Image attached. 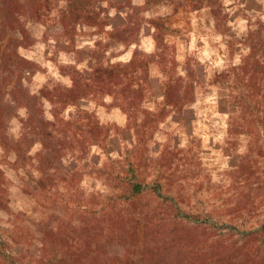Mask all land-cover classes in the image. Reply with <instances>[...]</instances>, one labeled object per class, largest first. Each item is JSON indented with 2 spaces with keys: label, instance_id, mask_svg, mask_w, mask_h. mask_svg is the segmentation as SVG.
I'll return each instance as SVG.
<instances>
[{
  "label": "rangeland",
  "instance_id": "1",
  "mask_svg": "<svg viewBox=\"0 0 264 264\" xmlns=\"http://www.w3.org/2000/svg\"><path fill=\"white\" fill-rule=\"evenodd\" d=\"M68 5L0 0V264H114L132 251L138 264H186L177 233H207L171 218L170 195L188 210L225 212L212 231L240 246L250 233L239 229L238 212L250 223L256 209L264 213V124L246 123L251 110L238 103L248 89L237 67L253 47L264 53V0H99L107 30L120 27L113 33L80 22L69 34L60 20ZM155 24L167 27L161 46L177 55L176 72L192 63L196 86L138 163L141 178L164 183L163 195L129 201L119 197L118 174L136 135L120 98L95 92L94 77L136 50L156 51ZM162 68L149 60L146 107L164 94ZM93 123L105 127L106 147L91 142ZM148 209L156 215L146 218ZM149 247L155 255L142 254Z\"/></svg>",
  "mask_w": 264,
  "mask_h": 264
},
{
  "label": "trees",
  "instance_id": "2",
  "mask_svg": "<svg viewBox=\"0 0 264 264\" xmlns=\"http://www.w3.org/2000/svg\"><path fill=\"white\" fill-rule=\"evenodd\" d=\"M99 0H69L68 8L61 16V23L63 27L71 28L69 34L75 31L77 23H89L91 26H97L99 29L107 30L109 22L107 18L101 17ZM114 5V4H112ZM13 11V10H12ZM15 11L12 12V15ZM130 14V13H129ZM155 39L157 41L156 51L141 55L140 50H136L133 58L128 61L114 62L111 65L101 68L95 73V80L97 83L95 92L99 90L108 91L113 93V97H119L121 106L128 115V127L134 129L136 135V142L133 147L128 148L124 161L127 166L124 172L118 174V178L122 179L121 192L119 197L132 201L137 196H142L146 191L156 192L158 196L163 195L164 183L158 178L149 181L140 177L139 164L142 162L141 157L148 149V142L153 137L159 123L166 120L172 114L181 112L189 99H191L195 90L196 82L191 75L193 70L191 62L188 59L187 69L185 74H178L177 69V55L169 53L161 46L163 40L166 39L167 27L165 25L155 24ZM120 27L111 28L107 31L113 33L119 30ZM156 58V60L164 65L162 68L164 94L161 99H156L154 108H149L144 105L145 100L154 94L151 71L149 70V60ZM241 69V81L248 92L245 94V103L241 101L238 103L241 109L247 111L251 110L249 118L246 123L249 125H258L259 122L264 124V53L260 54L257 47H253L251 54L247 60L243 61L237 66ZM83 73V72H82ZM81 73V74H82ZM85 73V72H84ZM80 74V73H79ZM101 80V81H99ZM73 98L79 100L80 92L75 90L72 92ZM233 99L238 101V96L233 95ZM239 102V101H238ZM88 113V112H86ZM2 114V111H1ZM91 114L88 115L90 117ZM83 117L77 122L82 123ZM81 121V122H80ZM97 122H99L97 120ZM4 124V123H3ZM91 126V142L98 143L106 147L104 143L107 133L105 127H99L96 123ZM109 128V127H108ZM264 131L260 130V133ZM102 135L104 137H102ZM168 146V145H167ZM175 149H177L175 147ZM164 150V149H163ZM138 157H134L136 155ZM139 154H141L139 156ZM134 155V156H133ZM264 156V151H263ZM172 201L175 203V208L168 213L172 219L183 218L182 221L190 222L193 227H198V232L205 231L204 238H195L193 233L190 237L181 238L177 241L179 251L182 257L186 258V264H264V213L256 209L253 216H258L254 223H250L244 215L241 221L240 230L246 227L247 233H250L249 239L237 245L239 239H229L228 237H220L217 231H212V228L218 227L219 222L223 219L222 215L225 212L216 209H205V207H198L197 209L182 208V202L170 195ZM112 199V197H111ZM221 210V209H220ZM215 213V214H214ZM156 215V211H149L144 215L146 218H152ZM182 216V217H181ZM208 223L203 227V224ZM224 224H228L224 222ZM210 229L213 234H209ZM179 240V239H177ZM175 242V241H174ZM173 244V242H170ZM248 247L243 249L244 246ZM132 256L119 261H113L114 264H138L142 258L136 257L134 251ZM143 255H155V248L149 247L142 249ZM168 256V255H166ZM171 263L168 259H166ZM163 264V263H162ZM177 264H182L177 260Z\"/></svg>",
  "mask_w": 264,
  "mask_h": 264
}]
</instances>
